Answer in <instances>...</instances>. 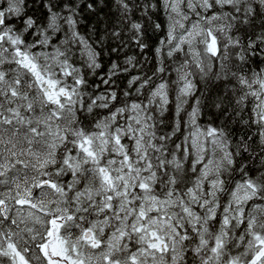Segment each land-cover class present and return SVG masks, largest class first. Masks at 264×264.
Wrapping results in <instances>:
<instances>
[{"label":"snow or ice","instance_id":"6c2138e0","mask_svg":"<svg viewBox=\"0 0 264 264\" xmlns=\"http://www.w3.org/2000/svg\"><path fill=\"white\" fill-rule=\"evenodd\" d=\"M262 64L264 0H0V264H264Z\"/></svg>","mask_w":264,"mask_h":264},{"label":"trees","instance_id":"16d2710c","mask_svg":"<svg viewBox=\"0 0 264 264\" xmlns=\"http://www.w3.org/2000/svg\"><path fill=\"white\" fill-rule=\"evenodd\" d=\"M137 2H139V0H137ZM85 19H87V17H85ZM133 19H139V13L138 12H136L135 10L133 11ZM153 19H155L157 22H160V23H163V15H162V13H157L154 17H153ZM81 31L84 33V34H86L87 35V29L85 28V27H81ZM155 39L153 38V40H152V44H153V46L155 45ZM126 55H137V58L139 59L140 58V56L138 55V50L135 48V45L134 44H129V47L127 48V49H125L122 53H121V55H120V61H122L123 60V58H124V56H126ZM147 55H148V58H149V61H150V63L149 64H147L145 67H144V71H150L151 70V68L152 67H154V65H155V59H154V57H153V53L151 52V51H149L148 53H147ZM114 59H117V57H116V55H111V57H108V56H103V62H104V68L103 69H101V71L103 72V71H106L107 70V65H108V63L110 62V60H114ZM175 59V58H174ZM261 67H264V64H262L261 65ZM253 68H255V65H253ZM216 71V68L214 67L213 68V72H215ZM173 76H174V74H173ZM92 79H96L95 77H93ZM121 86H123V84L121 85ZM240 134L241 135H243L244 134V132L243 131H240ZM249 163H253L252 161H249Z\"/></svg>","mask_w":264,"mask_h":264}]
</instances>
